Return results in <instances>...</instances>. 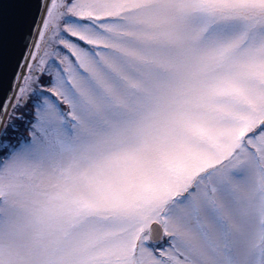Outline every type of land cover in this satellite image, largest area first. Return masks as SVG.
<instances>
[{
    "label": "snow or ice",
    "instance_id": "snow-or-ice-1",
    "mask_svg": "<svg viewBox=\"0 0 264 264\" xmlns=\"http://www.w3.org/2000/svg\"><path fill=\"white\" fill-rule=\"evenodd\" d=\"M0 264H264V0H0Z\"/></svg>",
    "mask_w": 264,
    "mask_h": 264
}]
</instances>
